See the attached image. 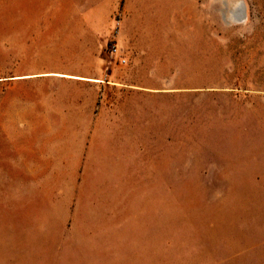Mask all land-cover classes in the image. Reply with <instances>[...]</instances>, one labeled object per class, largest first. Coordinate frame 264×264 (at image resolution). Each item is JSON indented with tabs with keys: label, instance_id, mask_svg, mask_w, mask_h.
<instances>
[{
	"label": "rangeland",
	"instance_id": "374dc122",
	"mask_svg": "<svg viewBox=\"0 0 264 264\" xmlns=\"http://www.w3.org/2000/svg\"><path fill=\"white\" fill-rule=\"evenodd\" d=\"M34 57L134 92L37 128ZM3 144L0 264H264V0H0Z\"/></svg>",
	"mask_w": 264,
	"mask_h": 264
},
{
	"label": "crops",
	"instance_id": "0c3cea01",
	"mask_svg": "<svg viewBox=\"0 0 264 264\" xmlns=\"http://www.w3.org/2000/svg\"><path fill=\"white\" fill-rule=\"evenodd\" d=\"M36 51L32 55H36ZM131 57L132 49L125 55L120 54L117 58L125 59L127 63V60H130ZM38 63L40 61L38 62V59L35 58L27 74L10 78V81L44 80L51 82L52 88L43 90L42 95L39 90H36L34 100L27 102L29 109L33 108L37 115L36 122L40 126L37 125L36 127L40 129L48 127L42 125L44 118L38 117L42 114L55 115L49 122L58 125H52L50 127L52 129L90 128L92 114L95 113L99 102L100 113L105 110L106 112L112 110L108 109L109 103L115 105V111L117 112L120 103L119 98H124L126 95L130 96L134 92V90H122L117 87L122 86L120 81L132 80L130 74L119 75L118 77L115 74H110L105 81L99 80L100 74L94 71V67H100L97 61L93 62L91 70L85 71L81 69L82 66H77L76 61L71 59L57 60L48 73L40 72L37 67ZM103 83L105 84L102 85ZM20 151L10 145H0V171L11 170L14 166L11 160L7 158V154ZM21 167L22 165L18 166V168ZM0 176L6 175L0 174Z\"/></svg>",
	"mask_w": 264,
	"mask_h": 264
},
{
	"label": "built area",
	"instance_id": "2783aa9c",
	"mask_svg": "<svg viewBox=\"0 0 264 264\" xmlns=\"http://www.w3.org/2000/svg\"><path fill=\"white\" fill-rule=\"evenodd\" d=\"M111 54H112V56H114V57H118V56H119V48H118L117 44H114V45L112 46ZM119 60H120V62H121L122 64H125V63H126V60H125V59H121V58H120Z\"/></svg>",
	"mask_w": 264,
	"mask_h": 264
},
{
	"label": "water",
	"instance_id": "95a60500",
	"mask_svg": "<svg viewBox=\"0 0 264 264\" xmlns=\"http://www.w3.org/2000/svg\"><path fill=\"white\" fill-rule=\"evenodd\" d=\"M240 16H238V17H240V18H245V14H244V7H242V9H240Z\"/></svg>",
	"mask_w": 264,
	"mask_h": 264
}]
</instances>
